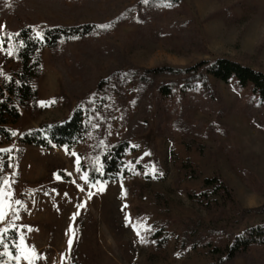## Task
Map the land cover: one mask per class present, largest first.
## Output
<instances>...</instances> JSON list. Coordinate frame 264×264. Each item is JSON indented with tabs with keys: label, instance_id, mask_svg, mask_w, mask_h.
I'll return each mask as SVG.
<instances>
[{
	"label": "rangeland",
	"instance_id": "obj_1",
	"mask_svg": "<svg viewBox=\"0 0 264 264\" xmlns=\"http://www.w3.org/2000/svg\"><path fill=\"white\" fill-rule=\"evenodd\" d=\"M139 1L9 0L0 20L3 40L27 26L36 36L53 25L112 27L108 36L94 41L64 43L54 53L43 49L37 105L23 109L21 120L10 125L17 133L11 142L0 138V149H10L14 158L9 184L2 186L12 195L4 199L20 201L5 207L0 240L16 229L18 245L22 239L27 250L37 253L33 264H216L210 250L192 249L195 238H206L215 229L239 235L264 224V212L239 218L215 197L202 202L188 197L190 192L209 194L203 181L220 176L242 209L264 207V120L253 123L244 94L232 85L213 82L224 114L212 118L199 108L192 111L199 136H190L195 141L190 148L183 137L158 134L154 90L151 112L142 121L146 129L130 140L141 168L128 164L132 176L103 182V191L80 178L87 156L101 165L100 155L123 138L136 112L134 85L115 79L112 72L119 67L101 49L119 47L136 70L184 69L226 58L264 74V0H178V11L160 18L112 25L113 17ZM6 51L0 52V88L18 69L14 54ZM90 103L97 119L84 145L47 149L20 144L23 133L64 122ZM213 201L219 205L209 206ZM156 233L160 240L153 238ZM251 258L233 264H264V250L253 251Z\"/></svg>",
	"mask_w": 264,
	"mask_h": 264
},
{
	"label": "trees",
	"instance_id": "obj_2",
	"mask_svg": "<svg viewBox=\"0 0 264 264\" xmlns=\"http://www.w3.org/2000/svg\"><path fill=\"white\" fill-rule=\"evenodd\" d=\"M9 8V0H0V20L5 17ZM178 0H140L136 5L125 8L119 15L113 17L112 25L125 22L142 24L147 17H161L162 14L178 11ZM95 24L83 25H53L41 30L42 39H37L30 26L21 28L8 41L4 38V49L13 48L18 69L0 88V138L11 142L13 130L10 125L21 120L23 109L36 106L38 101L37 83L42 75V51L48 49L54 53L64 43L94 41L98 37L108 36L112 30L109 26L101 30ZM23 41V47L20 42ZM108 53L119 69L112 74L117 81L134 85L136 109L132 119L127 124V132L123 138L100 155L102 172H96L98 162L87 156L86 166H83L92 181L116 182L129 178L134 170L141 167L136 164L135 150L130 144L133 136L140 129H146L142 122L144 116L151 112V98L156 90L155 108L157 131L160 136L183 137L185 145L190 148L195 142L190 136H199L192 125V111L199 108L210 117L224 114L222 104L213 82L232 85L239 94H244L247 115L253 123L264 120V74L248 66H244L226 58L214 61H204L188 68L179 69L162 67L152 70H136L128 60L127 55L114 45L101 49ZM221 107L217 113L216 110ZM96 113L93 103L78 107L71 116L61 123H45L39 128L29 130L21 135L19 142L23 146L40 148L66 147L74 148L84 145L85 141L95 130ZM198 128V127H197ZM0 153V187L7 179L14 158L10 153ZM11 164V167L8 165ZM133 169H129V165ZM203 187L210 190L196 195L188 193L192 201L202 202L210 196L219 200L222 207H232L239 218L245 214L264 212V207L258 211L244 210L238 205L233 191L220 176H213L203 181ZM217 201L208 203L209 206L219 205ZM153 238L160 240V234ZM19 235L16 229L4 234L0 240V264H16L13 258L4 255V244L8 252L17 254ZM204 248L216 257V264H233L241 257L252 259L253 251L264 250V224L249 228L239 235L229 236L221 230H211L206 238H195L192 249Z\"/></svg>",
	"mask_w": 264,
	"mask_h": 264
},
{
	"label": "snow or ice",
	"instance_id": "obj_3",
	"mask_svg": "<svg viewBox=\"0 0 264 264\" xmlns=\"http://www.w3.org/2000/svg\"><path fill=\"white\" fill-rule=\"evenodd\" d=\"M144 3H148V0H143ZM3 25H0V30L3 29ZM97 28L101 29V30H106L109 25H97L96 26ZM14 36L18 37L19 36V33H16L14 34ZM8 41H11L13 39V36H8L7 37ZM37 39H42V34L41 33H37ZM4 44V40L3 39H0V52H4L5 49L2 47V45ZM23 41L20 42V47H23ZM14 52H13V49L11 47H9V49L6 51V55L8 56H13ZM41 103H44V102H41ZM12 136H16L17 133L16 132H11L10 133ZM103 143V142H101ZM0 153H8L9 154V159H11V150L10 149H0ZM72 155H75V153H72ZM98 162V161H97ZM2 161H0V165H2ZM8 167H11V164L8 165ZM102 168L103 166L102 165H98L96 168H95V171L96 172H102ZM76 171H80V167H79V157H77V168H76ZM153 172H155V170L153 169ZM82 180L85 181L86 184H88L89 187H96L97 185H100V187L97 189L98 191H103V182L102 181H92L91 180V177L85 172L84 174L81 175L80 177ZM3 184L4 185H7L9 184V181L8 180H3ZM122 188V191H123V186H121ZM81 191H83V189H81ZM5 195L7 196H11L12 193L11 192H5L4 189L2 187H0V222H2L4 219H5V216H6V212H5V207H9L11 206V204H16V205H19L20 204V201L19 200H10L8 201L7 203L5 202ZM91 195L92 193H89L88 196L89 198H91ZM83 205H79L78 207H82ZM18 218V217H17ZM74 219V217H73ZM125 220L128 221L129 220V217L126 215L125 216ZM150 230V229H148ZM133 231L136 233L138 239H140L141 243L144 242L143 240V237L141 236L140 234V228L137 227V226H134L133 227ZM72 232V228H71V225L69 226V233ZM71 245H72V237L69 236V239H68V246H69V249L71 248ZM4 248H5V253L4 255L6 256H9L10 258H14L15 261H16V264H20V261L23 260L25 262V264H33V258L34 257H37V253L35 252L34 249H31V250H27V246L24 245L23 243V240L21 239V244L20 245H17L15 247H17L18 251H17V254L13 257V254L8 252L7 250V245L4 244L3 245ZM63 258V256H62Z\"/></svg>",
	"mask_w": 264,
	"mask_h": 264
}]
</instances>
